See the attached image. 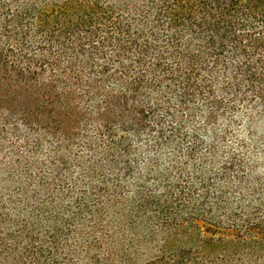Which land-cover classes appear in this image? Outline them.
Segmentation results:
<instances>
[{"label":"trees","instance_id":"obj_1","mask_svg":"<svg viewBox=\"0 0 264 264\" xmlns=\"http://www.w3.org/2000/svg\"><path fill=\"white\" fill-rule=\"evenodd\" d=\"M258 121L264 0H0V143L10 131L53 178L129 176L133 151L138 184L167 173L163 157L199 183L168 198L137 191V234L115 223L105 238L60 198L40 204L41 181H21L0 212V264H264V190L235 132L251 139ZM78 147L92 158H71ZM113 198L100 192L93 217ZM199 223L235 238L195 241Z\"/></svg>","mask_w":264,"mask_h":264},{"label":"rangeland","instance_id":"obj_2","mask_svg":"<svg viewBox=\"0 0 264 264\" xmlns=\"http://www.w3.org/2000/svg\"><path fill=\"white\" fill-rule=\"evenodd\" d=\"M119 18L120 15L118 14ZM91 131H95L92 127ZM253 137L250 139L248 131L242 127L236 128V135L241 140H246L249 145L250 154H247L248 165L251 169H246V175H251L254 178H258L260 185L257 187L256 192L259 195H263L264 190V121H258L254 125ZM4 137V141L0 143V212L12 209L14 203L22 198L20 183L23 181L28 185V190L33 191L34 182L38 180L41 184L48 186V190L41 193L40 204L50 203L54 197H58L62 200V207L64 210L70 209L73 213H78L79 218H87L89 233H92V228H102L103 234L106 237H110L107 234L105 226L111 224H119L122 229H130L137 234V191L142 193L154 195L156 197L163 196L169 197L167 191L164 190L173 186L178 189L192 190L195 193L199 191L198 180L193 179L195 186L190 185L191 175L185 173L181 174L172 164L174 159L163 157L159 160L158 165H161L163 171H167L166 174L158 175L152 174L147 180L145 185L138 184L137 182V160L141 161L137 157V152L130 156L133 169L132 174L129 176L122 171L112 172L110 169L102 170L89 180L82 181V175L74 170L62 173L61 177L53 178L50 176L49 165L44 161L41 156L35 157L30 146L26 144H20L18 140L12 135L10 131ZM101 143L100 141L98 142ZM134 150L137 151V143L134 145ZM77 154H83V159L89 161L92 155L87 151H84L81 147L75 148L70 153V157L73 158ZM152 154V153H151ZM153 155V154H152ZM44 157V156H43ZM144 159H146L144 157ZM142 166V162L140 163ZM255 169H254V168ZM139 170V169H138ZM143 170V169H142ZM139 170V171H142ZM142 173V172H141ZM19 175H24V178L20 179ZM73 182H79V185L75 188ZM29 183V184H28ZM142 187V189L140 188ZM108 190L112 195V210L110 214L104 213L105 218H94L93 215L102 210H98L100 204V192ZM238 191V187L232 189ZM83 194H89V210L87 213L82 207ZM186 198V197H184ZM209 198H213L210 194ZM80 203V204H79ZM66 227V223L63 224V228ZM197 233L194 232L195 241H202L204 238L209 240L219 239L229 235V238H235V233H225L216 229L210 228L203 223H199L197 226ZM99 230V229H98ZM202 231V232H199ZM64 234H67V230H63ZM91 241H94L91 238ZM68 248L74 247L73 242L67 243ZM63 257V256H62Z\"/></svg>","mask_w":264,"mask_h":264}]
</instances>
